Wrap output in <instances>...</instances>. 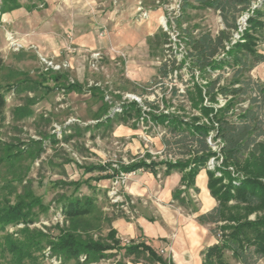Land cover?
<instances>
[{"label": "trees", "instance_id": "16d2710c", "mask_svg": "<svg viewBox=\"0 0 264 264\" xmlns=\"http://www.w3.org/2000/svg\"><path fill=\"white\" fill-rule=\"evenodd\" d=\"M252 1L182 0V11L188 8L210 9L220 16L223 23V28L215 34L209 31L191 34L192 32L182 28L187 47L186 57L190 61L189 71L197 68L201 73L209 72L221 70L227 65L231 67L232 74L228 81L221 84L222 74L219 73L205 86L204 94L212 102L216 101V93L230 96L223 107L214 109L212 106H201L204 114L214 109L213 128L210 125L196 124L192 121L182 122L176 115L151 116L156 122L165 126L161 140L164 153L176 156L173 162L171 160L146 162L144 159H139L129 164L119 163L116 166L110 163L80 166L84 173L97 172V174L86 180L59 181V185L71 187L72 192L68 195L61 194L58 199L60 214L69 225L55 226L56 234L50 233L44 227L43 230L30 228L37 217L34 214L35 208L39 209V213L48 211V205L43 204L40 195L35 194L27 186L22 192L16 193L15 188L11 187V182L0 186V194L3 190L8 192V195L6 193L0 195V231L4 232L2 248L9 255L11 264H37L39 257L48 260L55 257L61 263L74 261L76 264H89L114 258L120 250H123L125 257L144 256L151 262L172 264L170 260L163 258L144 242L121 244L120 239L116 237V231L111 226L108 227L105 239L82 236L79 229L87 228L83 227L81 222L94 212L96 199L93 194L79 195L76 191L83 183H86L92 192H95L96 189L89 184L90 180L114 178L119 173L144 169L156 174L157 165L160 163L164 164L166 172L181 171L183 173L181 183L185 187L191 186L198 170L205 166L210 156L215 154L206 141L211 130L214 132V137L220 139L219 153L222 161L221 165L219 164L220 168L218 166L214 170H208V189L216 199L217 205L210 211L196 216L199 223L214 224L210 231L215 236L216 243L203 251V264H230L226 258V252L230 253L232 259L242 264H254L264 256V84L252 80L247 75L256 63L264 61V54L257 50L258 43L264 42V0H261L260 8H255L248 17L243 41L235 43L223 57L217 58L223 48V42L229 36V31L235 27L237 16L247 10ZM45 3V0H28L25 4L20 0H0V16L2 13L22 6L31 11L44 7ZM177 22L181 26L178 19ZM174 62V59L170 60V65L173 66ZM168 65L167 62L161 63L158 81L167 75L170 70ZM4 67L3 58L0 56V71ZM15 73L27 76L24 72ZM48 76L54 82H59L64 77L62 74L52 73ZM41 81H45L44 75L40 76L39 80L35 79L33 85L45 86V83ZM24 83L26 84L24 78L19 81V84ZM62 85L67 92L80 91L74 83ZM15 86L3 84L0 81V129L6 119L5 95ZM194 90L195 93L189 91L188 95L192 104L196 106L202 100V91L199 87H195ZM239 99H248L249 106L234 112L231 107ZM33 103V99L27 97L23 105L15 106L14 118L21 119L30 115V106ZM150 105L152 107L151 103ZM138 111L135 104H129L124 109L123 117L139 115ZM104 121H110V117L104 118ZM11 149L12 146H8L4 150V156L0 157V162L9 163L11 158L21 155L24 151L17 148V151L12 153ZM41 151L42 146L37 144L36 150L30 151L29 155L33 152L35 157ZM229 166L242 171L243 177H235L228 171ZM218 169H222V177L215 175ZM223 178H226L224 182ZM21 181L20 177L19 183ZM173 198L182 207L186 208L190 205L189 199L181 196L180 189L174 190ZM253 212L255 218L248 219V215ZM18 224L22 226L16 228ZM9 226H12L14 230L8 231ZM81 257H83L82 260ZM114 264L121 263L116 260Z\"/></svg>", "mask_w": 264, "mask_h": 264}, {"label": "rangeland", "instance_id": "374dc122", "mask_svg": "<svg viewBox=\"0 0 264 264\" xmlns=\"http://www.w3.org/2000/svg\"><path fill=\"white\" fill-rule=\"evenodd\" d=\"M20 1L26 3L28 0ZM258 8H260V3H258L256 9ZM31 14L33 12L27 15ZM217 15L216 12L210 9L188 8L184 11L181 10L179 22L190 33L192 32L191 34H197L200 31L215 33L219 27ZM181 28L179 27V30L182 32ZM9 34L12 35V40H10L12 42L7 39ZM102 34L101 32L100 36ZM110 48L111 46H109V50ZM257 50L264 54V42L258 43ZM90 53L83 71L82 78L84 81L80 83L83 91L68 95L67 92L62 90V79L64 78L66 82L74 83L76 81L75 77L68 72L69 63L67 67L53 70L41 60V57L52 59L55 63L67 59L48 54L42 51L40 47H34L31 42L24 43L21 46L20 41H15V33L10 32L4 24H0V56L3 58L5 66L0 71V81L3 84L16 85L5 95L6 119L0 129V157L4 156L3 152L8 146H12L10 151L12 153L17 151V148L24 150L21 155L11 158L9 163L0 162V186L11 182V187L15 188L16 193L22 192L27 186L35 194L42 197L43 204L48 205L46 213H39L38 208L34 209V214L37 217L30 228L41 229L44 227L50 233L56 234L55 226L65 227L69 225L60 214L58 199L61 194H70L72 188L59 185V181L86 180L88 177L97 174V172L84 173L80 166L95 163H110L112 166L119 163L129 164L145 158L144 155L148 153L150 161L156 162L165 158L163 147L159 148V140L165 126L152 118L154 115L157 116L163 113L156 108L149 111L152 117L149 115V118H144L142 122L139 121L138 118L142 111L140 104L134 100L127 101L128 99L122 97L126 93H138L132 91L130 86L119 87L115 82L117 78H120L119 74L122 72L123 56L120 55L121 52H114L118 55L112 57V59H109L111 56L107 53L102 54V58L97 60L94 66L90 65V62H92ZM161 58L162 54L160 53L157 59L160 61ZM229 70L228 73L222 74L221 84L230 79L232 74L230 66ZM15 72H24L27 76L17 75ZM49 73L62 74L64 77L61 78L59 83L54 82L48 76ZM187 73L182 71L183 77L188 78L189 82L193 80V85H189L185 95H180L178 98L173 99L174 101L171 98L165 101L166 104L168 103V108H170L169 115H176L182 122L192 121L196 124H207L213 128L212 112L217 108L212 107L214 108L213 111L208 114L201 111V106H210L206 104V96L203 92L201 93L202 100L196 106L192 104L188 92L195 93V87H199L201 91L203 88L196 82L199 79L198 77L197 79L194 76L191 78L189 71ZM214 74L210 70L209 72H202L200 75L210 80L214 77ZM43 75L45 81H41V83H45V86L41 84L33 85L34 80H39L40 76ZM247 75L252 80L264 84V61L256 63L247 72ZM23 78L26 80V84H19V81ZM115 88L118 91L114 94L112 90ZM154 89L158 92L162 91V88L158 86ZM144 91L142 90L143 94ZM106 94L110 97L109 101L114 100V103L108 101L105 102V105L101 103L100 97H105ZM27 97L32 98L34 101L30 106L31 114L21 119L14 118L13 108L23 105ZM120 102H123L122 107L135 103L136 108L139 109V115L137 114L135 118H126L120 114V116L115 115L108 122L97 123L111 114L115 104ZM242 104L248 107L249 100L239 99L231 108L234 112L240 111L244 108ZM117 113L114 112V114ZM97 117L98 119H96ZM37 144L42 146V151L34 157L33 152L36 150ZM30 151L33 152L29 155ZM220 165L217 167L220 168ZM204 167L206 168V166ZM157 168H159V164ZM228 171L235 177H243V172L234 167L229 166ZM139 172L141 170L137 171L136 174H139ZM130 174L119 173L116 177L109 178L108 181L100 182L98 185L95 184L94 180H90L89 184L96 189L95 192H92L86 183H83L80 189L76 191L79 195L93 194L96 199L94 212L81 222L83 227L87 228L86 230L79 229L82 236L105 239L113 218L120 217L126 221H134L136 204L133 194L128 193L129 189H127L129 186L128 180L131 178L129 177ZM215 175L222 177V169H218ZM20 177L22 181L19 183ZM160 178L161 176H157V179ZM225 179L223 178V182ZM5 193L8 195L7 190L1 192V194ZM149 202L147 201L146 206L149 205ZM151 205L153 204L151 203ZM150 207L151 209L148 210L153 211V206ZM254 218V212L248 215V219L253 220ZM21 226V224H18L16 228ZM7 230L12 231L14 228L9 226ZM3 235L4 232L0 231V264H11L9 255L2 248ZM120 241L129 244L130 239L122 235ZM158 253L164 256L163 253L159 251ZM53 258L48 260L39 257L37 264H53ZM55 259L60 261L58 258ZM116 260L120 261L121 264H157L151 263L144 256L138 258L125 257L123 256V250H120L114 258L102 259L89 264H114ZM57 264L76 263L68 261Z\"/></svg>", "mask_w": 264, "mask_h": 264}, {"label": "crops", "instance_id": "0c3cea01", "mask_svg": "<svg viewBox=\"0 0 264 264\" xmlns=\"http://www.w3.org/2000/svg\"><path fill=\"white\" fill-rule=\"evenodd\" d=\"M45 2L44 7L31 11L22 6L2 13L0 24H4L10 32L15 33V41H20L21 46L31 42L34 47H40L48 54L68 60V72L75 77L74 84L80 91L67 92L62 85V90L67 92L66 94L83 91L80 83L84 81L83 71L91 51H100L104 55L107 53L111 56L109 59L118 55L110 51L109 46L124 55L120 78L115 81L119 87L130 86L132 91L139 94L142 93L143 87L158 80L161 62L157 58L161 53L164 33L159 28L158 17L161 12L156 8L155 0H45ZM139 7L147 12L146 17H141ZM30 12L33 14L28 16ZM217 21L219 30L223 28L219 15ZM101 32L103 34L100 36ZM62 81L64 84L73 83L66 82L64 78ZM116 91L118 89L115 88L112 93L115 94ZM100 98L101 103L105 105L107 102L105 98ZM151 104L153 108L157 107L156 104ZM127 106L117 114L111 113L105 118L109 116L111 120L120 114L123 117ZM133 117L137 115L131 118ZM159 141V148L163 147L164 150L161 137ZM164 155L163 160L156 162L169 160L173 162L176 158L166 153ZM144 156L142 159L149 162V153ZM139 170L141 172L136 174ZM129 173L131 178L128 180L127 189L135 200V219L126 221L120 217L113 218L111 227L116 231V237L120 239L122 235L127 236L130 239L129 243L144 242L155 252L163 253L164 256H161L170 260L172 264H203V251L216 243V238L210 231V226L214 224L199 223L196 218L197 214L208 212L217 205L216 199L208 189V170L204 166L201 167L193 185L188 187L181 183L183 174L181 171L166 172L162 163L159 164L156 174L144 169ZM157 176L161 178L157 179ZM108 180L94 182L98 185ZM175 189H180L181 196L189 199L188 207L180 206L173 198ZM147 201L150 202L146 206ZM150 206H153V211L148 210L151 209ZM226 258L230 264H242L232 259L229 252H226ZM254 264H264V256Z\"/></svg>", "mask_w": 264, "mask_h": 264}, {"label": "built area", "instance_id": "2783aa9c", "mask_svg": "<svg viewBox=\"0 0 264 264\" xmlns=\"http://www.w3.org/2000/svg\"><path fill=\"white\" fill-rule=\"evenodd\" d=\"M261 0H253L251 2L250 7L241 12L235 22V27L232 28L229 31V36L227 40L223 42V48L220 50L219 54L217 55V58L223 57L226 52L237 42H242L243 41V33L247 27V19L252 13V11L257 7L258 3ZM156 8L160 10V15L158 17V22H159V28L161 31L164 33V41L161 47V54L162 58L160 62H167L169 63L168 68L170 70L168 71L167 75L162 78L161 80H157L155 83L143 87V90H145L144 94H135V93H126L122 97L124 99H128L127 101L134 100L140 104L142 111L141 115L139 116V121H143L144 118H149L150 112L153 111L156 108L158 111L162 112L163 114H169L170 111L166 104V100L170 99L174 101L173 99L178 98L180 95H185L186 94V88L189 87V85H193V80L188 81V78L183 77L182 71L183 72H188L190 70V61L187 59V47L184 42V34L179 30V27L184 28L183 24H180L181 26L178 25L177 19L179 20L180 12H181V5H182V0H155ZM141 14V17H146L147 12L142 10L141 7L138 8ZM181 28V29H182ZM7 39L10 41L12 40V35L9 34ZM12 42V41H10ZM111 51L120 53V51H116L113 48H110ZM121 56H124L123 53L121 52ZM90 62L91 66H94L95 62L97 60H100L102 58V53L100 51H93L90 53ZM174 59V65H170V60ZM41 60L46 63V65L53 70H59L62 67H67L68 66V61L67 60H62L60 63H55L52 59H46L42 58ZM229 66L225 65L221 70H212L211 72L215 73L214 77L215 78L219 73L220 74H225L228 73ZM188 74V73H187ZM200 70L197 68H193L191 72L189 71V76L191 78L197 77L199 79L196 80V82L199 83L201 86L202 92H205V86L208 83V79L203 78L200 75ZM191 83V84H190ZM221 83V80H220ZM158 86L159 88H162V91L158 92V90L154 89V87ZM205 102L207 105H210L215 108L223 107L227 101V99L230 96H224L220 93H216V101L212 102L208 99V96L205 95ZM105 100L108 101L109 103L113 102L114 100H110V97L108 94L105 95ZM122 103H117L115 104L113 108V112H120L122 107ZM150 103H154L157 105L156 108H152ZM244 105V104H242ZM246 106L244 105V108ZM151 116V115H150ZM150 123V122H149ZM152 123V122H151ZM150 123V124H151ZM162 135V134H161ZM206 141L209 143V146L213 152H215L214 155L210 156L207 161H206V168L208 170H214L217 166L222 161V156L219 153V147H220V139L214 137V132L213 130L209 131ZM216 159H219L218 161ZM122 174V173H121ZM113 193H115L113 191ZM43 230V228H41ZM81 260L83 257L80 258ZM54 263L57 264L60 261H57L55 257L53 258Z\"/></svg>", "mask_w": 264, "mask_h": 264}]
</instances>
